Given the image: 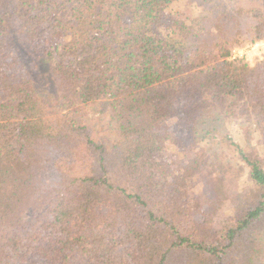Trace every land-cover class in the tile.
I'll use <instances>...</instances> for the list:
<instances>
[{
    "label": "trees",
    "instance_id": "1",
    "mask_svg": "<svg viewBox=\"0 0 264 264\" xmlns=\"http://www.w3.org/2000/svg\"><path fill=\"white\" fill-rule=\"evenodd\" d=\"M244 37L264 38V0H0V264H264ZM231 121L260 147L220 137L242 188L200 146Z\"/></svg>",
    "mask_w": 264,
    "mask_h": 264
},
{
    "label": "rangeland",
    "instance_id": "2",
    "mask_svg": "<svg viewBox=\"0 0 264 264\" xmlns=\"http://www.w3.org/2000/svg\"><path fill=\"white\" fill-rule=\"evenodd\" d=\"M243 39L244 40L239 46L232 48L231 59H242L250 66L258 61H262L264 59V48L260 47L258 44H260L264 38L255 42H250L245 37ZM253 130V126H250L242 121L223 123L219 134H213L212 136L206 137L205 139H209L206 141V144H200V146L202 145L204 147L209 156L223 154L222 156L225 157L228 165L221 169L220 174H222L221 176H223L226 180L225 183L230 184L233 188H242L245 185L244 180L247 171L239 165L237 160L234 158V148L229 142H225L222 146L219 144L221 143L220 137L228 135L231 141L240 145L248 156H254L260 147L258 146V138ZM185 155L186 153L181 151L177 152L170 147L165 150V160L174 171L179 168L178 160L181 161L185 159ZM195 188L198 189L197 187ZM226 216V213L222 214L219 212L217 216L214 217V224L217 226L225 219Z\"/></svg>",
    "mask_w": 264,
    "mask_h": 264
},
{
    "label": "built area",
    "instance_id": "3",
    "mask_svg": "<svg viewBox=\"0 0 264 264\" xmlns=\"http://www.w3.org/2000/svg\"><path fill=\"white\" fill-rule=\"evenodd\" d=\"M258 45H260V47L264 48V40H263V41H261V43H260V44H258Z\"/></svg>",
    "mask_w": 264,
    "mask_h": 264
}]
</instances>
